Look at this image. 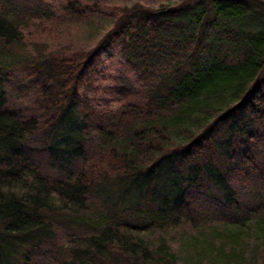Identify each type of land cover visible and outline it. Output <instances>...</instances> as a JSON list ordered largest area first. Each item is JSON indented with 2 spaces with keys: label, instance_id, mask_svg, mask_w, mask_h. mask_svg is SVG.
Segmentation results:
<instances>
[{
  "label": "trees",
  "instance_id": "1",
  "mask_svg": "<svg viewBox=\"0 0 264 264\" xmlns=\"http://www.w3.org/2000/svg\"><path fill=\"white\" fill-rule=\"evenodd\" d=\"M35 6L0 0V264H264V0L124 6L67 54L28 49ZM116 46L107 111L81 88Z\"/></svg>",
  "mask_w": 264,
  "mask_h": 264
},
{
  "label": "rangeland",
  "instance_id": "2",
  "mask_svg": "<svg viewBox=\"0 0 264 264\" xmlns=\"http://www.w3.org/2000/svg\"><path fill=\"white\" fill-rule=\"evenodd\" d=\"M86 5L83 16H78L66 9L69 0H28L33 6L38 5L41 11L50 12L52 17H34L30 26L24 31L28 49L41 46L46 51H58L67 54L70 51L88 50L94 48L105 32L112 26L115 15L124 6H142L152 8L161 3L173 0H77ZM125 54L119 46L102 55L98 66V73H95L87 84L90 88H81L88 96L90 103L103 106L108 110H116L117 89L121 87H136L139 83V75L136 70L126 65ZM30 84V83H29ZM24 92L32 91L30 85L23 87ZM30 90V91H27ZM25 101H31L28 97ZM97 146L95 137L88 139L85 150L91 153ZM48 158V156H47ZM59 164L58 161H56ZM60 166V165H59ZM52 173L58 174L59 168L52 167ZM242 205L245 201L241 200ZM98 208L94 214L102 215L105 208L96 204ZM102 210V211H101ZM193 252V251H191Z\"/></svg>",
  "mask_w": 264,
  "mask_h": 264
}]
</instances>
